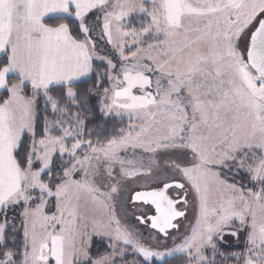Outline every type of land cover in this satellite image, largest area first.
<instances>
[{
	"label": "snow or ice",
	"instance_id": "snow-or-ice-1",
	"mask_svg": "<svg viewBox=\"0 0 264 264\" xmlns=\"http://www.w3.org/2000/svg\"><path fill=\"white\" fill-rule=\"evenodd\" d=\"M168 257L264 264V0H0V264Z\"/></svg>",
	"mask_w": 264,
	"mask_h": 264
},
{
	"label": "rangeland",
	"instance_id": "rangeland-1",
	"mask_svg": "<svg viewBox=\"0 0 264 264\" xmlns=\"http://www.w3.org/2000/svg\"><path fill=\"white\" fill-rule=\"evenodd\" d=\"M150 182V178H141V179H136V178H132L128 184H127V187L125 189V191L123 192L122 194V197L121 196H117V211H118V214L121 215L122 219L124 220V222L126 223H130V224H134L135 221L132 219V212H133V209L129 206L127 208V212H128V216L125 218L124 217V211H125V208H124V203H125V200L127 199L128 195H129V189L131 190H142L145 185L147 183ZM139 207V205L137 206ZM139 213H137L138 215ZM189 219H191V212H189ZM187 226V221H181V230L183 231V229ZM140 230L144 233L145 237H147L148 233H149V228L147 226H143V225H140ZM235 239V238H234ZM153 243H155L153 241ZM172 243L169 242L168 244V247H172ZM173 257H168L167 259H171ZM157 262L159 263H162V261H159V260H156ZM151 263V262H149Z\"/></svg>",
	"mask_w": 264,
	"mask_h": 264
},
{
	"label": "trees",
	"instance_id": "trees-1",
	"mask_svg": "<svg viewBox=\"0 0 264 264\" xmlns=\"http://www.w3.org/2000/svg\"><path fill=\"white\" fill-rule=\"evenodd\" d=\"M96 123L98 125H100V128L107 129V132H111V130L113 129L114 126L115 127H119L120 126L119 123H118V121H115V120H113L110 117H102V118L98 119L96 121ZM90 127H91V125H90ZM225 239L228 240L232 244H235L236 243V241H235L234 238L226 237ZM233 250L238 251L239 249L236 248V249H233ZM168 260L171 261L172 264H175L176 257H173V258L168 259ZM149 264H152V262L149 263ZM155 264H163V262L162 263H159V262L155 261Z\"/></svg>",
	"mask_w": 264,
	"mask_h": 264
},
{
	"label": "flooded vegetation",
	"instance_id": "flooded-vegetation-1",
	"mask_svg": "<svg viewBox=\"0 0 264 264\" xmlns=\"http://www.w3.org/2000/svg\"><path fill=\"white\" fill-rule=\"evenodd\" d=\"M143 226H146V225H143Z\"/></svg>",
	"mask_w": 264,
	"mask_h": 264
}]
</instances>
